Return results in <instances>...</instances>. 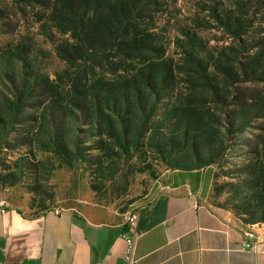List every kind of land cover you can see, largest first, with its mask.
<instances>
[{
    "label": "trees",
    "instance_id": "trees-1",
    "mask_svg": "<svg viewBox=\"0 0 264 264\" xmlns=\"http://www.w3.org/2000/svg\"><path fill=\"white\" fill-rule=\"evenodd\" d=\"M200 2L205 16L178 26L175 35L163 27L168 0H48L45 8L61 35L55 53L74 67L71 107L125 153L153 124L164 130L156 150L180 155L175 170L210 173L253 127L235 192L245 222H264V123H257L264 120V100L246 87L264 83V0ZM205 28L229 40L220 37L217 42H224L213 45L199 31ZM28 53L18 43L0 76L11 95L4 106L14 115L30 100L40 105L41 89L51 104L57 100L56 88ZM161 104V118L152 121Z\"/></svg>",
    "mask_w": 264,
    "mask_h": 264
},
{
    "label": "rangeland",
    "instance_id": "rangeland-1",
    "mask_svg": "<svg viewBox=\"0 0 264 264\" xmlns=\"http://www.w3.org/2000/svg\"><path fill=\"white\" fill-rule=\"evenodd\" d=\"M34 1L0 0V76L16 45H24L29 58H34L40 72L49 77V85L56 88L57 100L51 104L41 89L40 105L30 100V106L14 115L4 106L11 97L9 84L0 81V171L5 195L12 206L32 215L60 207L99 223H127L129 213L152 202L163 190L180 155L156 150V138L164 130L153 124L147 137L127 154L71 107L68 89L74 67L55 53L61 35L46 18L48 0H38L42 4ZM168 2L169 23L164 22L163 27L169 35H175L180 25L189 26L195 17L205 16L200 0ZM199 31L213 45L224 42H217L220 37L229 40L215 28ZM246 87L250 96L264 100V83H249ZM163 106H159L152 121L161 118ZM254 133L255 129L249 127L235 140V151L213 165L205 199L212 209L243 221L242 204L235 191L242 183L238 172L248 159L246 143Z\"/></svg>",
    "mask_w": 264,
    "mask_h": 264
},
{
    "label": "crops",
    "instance_id": "crops-1",
    "mask_svg": "<svg viewBox=\"0 0 264 264\" xmlns=\"http://www.w3.org/2000/svg\"><path fill=\"white\" fill-rule=\"evenodd\" d=\"M177 171V172H175ZM213 172L174 170L138 219L133 264H264V222L256 252L244 248L253 224L206 202ZM127 223L105 224L63 209L0 214V264H122Z\"/></svg>",
    "mask_w": 264,
    "mask_h": 264
},
{
    "label": "built area",
    "instance_id": "built-area-1",
    "mask_svg": "<svg viewBox=\"0 0 264 264\" xmlns=\"http://www.w3.org/2000/svg\"><path fill=\"white\" fill-rule=\"evenodd\" d=\"M13 206L5 195V188L1 181L0 171V214H6ZM63 208L57 207L53 211L56 214H60ZM137 213L132 211L126 217V222L130 226L129 233L125 235L126 250L123 256L122 264H133L134 263V251L136 247V224H137ZM243 246L245 249L250 251H258L261 246V235L258 232L255 224L251 225L244 233Z\"/></svg>",
    "mask_w": 264,
    "mask_h": 264
}]
</instances>
